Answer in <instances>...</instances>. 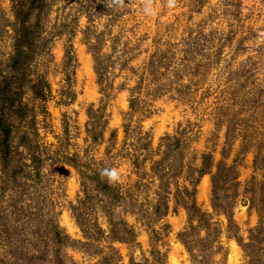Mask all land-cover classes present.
I'll list each match as a JSON object with an SVG mask.
<instances>
[{
  "label": "rangeland",
  "instance_id": "rangeland-1",
  "mask_svg": "<svg viewBox=\"0 0 264 264\" xmlns=\"http://www.w3.org/2000/svg\"><path fill=\"white\" fill-rule=\"evenodd\" d=\"M20 1L0 0L26 109L0 152V264H52L56 230L67 264H264V0H44L19 46Z\"/></svg>",
  "mask_w": 264,
  "mask_h": 264
},
{
  "label": "trees",
  "instance_id": "trees-1",
  "mask_svg": "<svg viewBox=\"0 0 264 264\" xmlns=\"http://www.w3.org/2000/svg\"><path fill=\"white\" fill-rule=\"evenodd\" d=\"M44 5V0H21L17 4V10L15 12L16 20L18 24H20L23 34L18 37V45L21 46L23 44H27L30 42L31 33L29 28H25V24L27 23L28 16L33 10H41ZM20 56L22 53L20 52ZM18 62V61H16ZM19 63V62H18ZM15 63V68H18ZM18 76L8 77V76H0V152L2 153V158L5 162L9 161V157L11 156V133L14 127V119L15 117L19 120H23L26 115L25 106L21 102V89L23 82L25 80L24 72L20 70ZM16 77V78H15ZM19 83V84H18ZM17 84V90H13L15 85ZM36 96L41 97L42 93L37 92ZM36 162V157L33 158ZM32 160V161H33ZM98 183L101 185L103 191H107L108 193H115V189L112 186H109L102 180H98ZM215 184V181H214ZM214 186L213 196L214 198L217 196V190ZM117 194V193H116ZM116 200H119V196L115 195ZM193 210L194 206L192 205L188 210ZM131 233V232H130ZM54 246L52 250V264H67L64 258L61 255V251L67 246L69 237L59 230L54 232ZM121 241H133L129 238H121ZM44 253V252H41ZM12 256V255H10ZM33 256V255H32ZM46 259L45 254H40L36 256L34 259L36 260H44ZM155 263V262H154ZM133 264H141L133 261Z\"/></svg>",
  "mask_w": 264,
  "mask_h": 264
},
{
  "label": "clouds",
  "instance_id": "clouds-1",
  "mask_svg": "<svg viewBox=\"0 0 264 264\" xmlns=\"http://www.w3.org/2000/svg\"><path fill=\"white\" fill-rule=\"evenodd\" d=\"M169 9H173L175 7V0H167V5ZM144 15H154L153 8L151 4H145L143 7ZM99 176L103 182L112 186L118 183L121 179L120 172L116 167H104L99 170Z\"/></svg>",
  "mask_w": 264,
  "mask_h": 264
}]
</instances>
